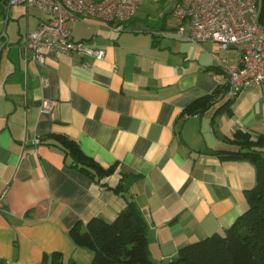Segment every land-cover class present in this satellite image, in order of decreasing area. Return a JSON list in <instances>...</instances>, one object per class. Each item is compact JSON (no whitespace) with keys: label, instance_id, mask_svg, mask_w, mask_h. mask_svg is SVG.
<instances>
[{"label":"crops","instance_id":"1","mask_svg":"<svg viewBox=\"0 0 264 264\" xmlns=\"http://www.w3.org/2000/svg\"><path fill=\"white\" fill-rule=\"evenodd\" d=\"M167 0H144L120 29L89 17L69 22L73 38L88 39L104 58L76 53L22 56L25 34L46 14L36 6H10L0 13V264H48L64 259L89 264L94 252L77 245L69 231L94 216L113 220L125 198L115 185L122 174L147 223L150 264H167L178 249L214 233L223 234L247 208L246 190L256 185L248 159L222 160L215 150L234 151L237 130L264 135V95L251 86L228 107L218 92L202 111L184 113L194 100L227 83L223 65L233 50L175 35L179 18ZM233 53V55H231ZM45 101H53L50 110ZM75 141L101 168L100 182L68 165L50 142ZM35 137L45 139L33 144Z\"/></svg>","mask_w":264,"mask_h":264},{"label":"trees","instance_id":"2","mask_svg":"<svg viewBox=\"0 0 264 264\" xmlns=\"http://www.w3.org/2000/svg\"><path fill=\"white\" fill-rule=\"evenodd\" d=\"M259 23L264 29V0H260ZM226 84L213 93L191 102L184 113L204 110L214 97L224 93ZM232 98L222 103L217 111L228 107ZM46 143L60 147L65 157H70V166L100 182L112 167L101 168L91 157L85 155L77 143L64 135H53ZM45 139L40 137V142ZM230 142L238 145L234 151L215 150L222 160H250L256 169V185L246 190L247 208L224 233H214L203 239L181 246L167 264H264V135L252 138L247 132L237 130ZM138 174L124 173L119 182L101 184L121 194L126 207L111 221L100 216L90 218L86 223L76 222L70 228V235L77 245L90 248L94 255L89 264H150L148 254L147 223L142 216L129 184ZM48 264H77L73 259H64L59 252H53Z\"/></svg>","mask_w":264,"mask_h":264},{"label":"built area","instance_id":"3","mask_svg":"<svg viewBox=\"0 0 264 264\" xmlns=\"http://www.w3.org/2000/svg\"><path fill=\"white\" fill-rule=\"evenodd\" d=\"M144 0H0V13L6 21L10 6L23 4L44 11L33 31L25 34L24 59L44 63L47 57L76 53L84 65L88 58L102 60L104 51L88 39L76 40L69 22L78 17L100 19L115 29L131 19ZM260 0H178L173 14L179 18L175 35L194 43L214 42L224 51L233 50L236 61L224 64L227 83L223 97L233 98L244 88L257 86L264 95V29L259 23ZM5 37L4 29L0 31ZM53 101H45L50 110ZM40 142V137L32 140Z\"/></svg>","mask_w":264,"mask_h":264},{"label":"rangeland","instance_id":"4","mask_svg":"<svg viewBox=\"0 0 264 264\" xmlns=\"http://www.w3.org/2000/svg\"><path fill=\"white\" fill-rule=\"evenodd\" d=\"M153 1H155V0H153ZM176 0H167V4L166 5H164V9H163V13H170V11H171V8H172V6H173V4H174V2H175ZM169 15L170 14H168L167 16L169 17ZM135 17V16H134ZM134 17H132L131 19L133 20L134 19ZM130 19V20H131ZM130 20H128L127 22H129ZM126 22V23H127ZM231 55H233V53H231Z\"/></svg>","mask_w":264,"mask_h":264}]
</instances>
